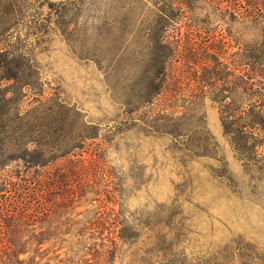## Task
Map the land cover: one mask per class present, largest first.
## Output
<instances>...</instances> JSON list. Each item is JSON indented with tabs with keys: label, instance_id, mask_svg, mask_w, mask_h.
Wrapping results in <instances>:
<instances>
[{
	"label": "rangeland",
	"instance_id": "374dc122",
	"mask_svg": "<svg viewBox=\"0 0 264 264\" xmlns=\"http://www.w3.org/2000/svg\"><path fill=\"white\" fill-rule=\"evenodd\" d=\"M176 1L0 0V34L11 25L8 35H0V182L24 173L20 160L6 161L8 151H22L16 140L20 118L26 114L34 121L38 106L62 101L82 114L81 120L66 117L67 130L90 124L86 131L98 133L96 142L102 140L103 157L120 183L113 202L104 201V211L112 208L129 222L149 218L157 227L166 225L165 247L177 245L164 255L153 244H140V254L149 251L148 264H158L159 258L162 264H264V161L258 164L263 172L256 170L253 156L240 161L213 101L218 95L214 88L231 86L244 105L264 104L259 71L250 79L243 74V68H250L246 63L253 61L246 56L264 41L263 10L257 13L244 0H197L189 11ZM162 7L168 15L172 11L167 21L161 19ZM160 35L181 46L182 57L171 67V84L183 91L173 102L187 103L186 95L205 89L197 101L213 137V155L205 148L190 154L171 129L157 133L129 120L123 103L132 98L130 91L151 86ZM5 48L17 57L14 63L9 60L13 56L1 53ZM225 66L234 69L230 77ZM13 72L18 77L10 78ZM242 87H250L247 95ZM161 108L158 100L131 117L146 118ZM220 171L226 178L218 176ZM126 250L122 247V264H129Z\"/></svg>",
	"mask_w": 264,
	"mask_h": 264
},
{
	"label": "trees",
	"instance_id": "16d2710c",
	"mask_svg": "<svg viewBox=\"0 0 264 264\" xmlns=\"http://www.w3.org/2000/svg\"><path fill=\"white\" fill-rule=\"evenodd\" d=\"M195 1L177 0L176 3L190 11ZM244 1L246 6L256 9L257 13L260 10L264 13V0ZM161 13L165 14L161 18L163 21L172 17V11L168 15L163 7ZM8 26L5 34L11 29V25ZM3 33L0 35L3 36ZM156 38L158 41L154 55L158 71L150 77L152 84L149 88L128 93L132 98L123 104L128 108L126 113L130 116L129 120L139 121L157 133L171 129L182 138L181 145L190 154L205 148L213 155V137L204 125L203 104L197 101L205 89L198 87L186 95L190 98L187 103L178 105L173 102L183 91L180 86L171 84L174 79L171 67L174 61L182 57L181 46L172 45L163 35ZM2 52H7L5 54L9 57L13 56L9 58L10 63L17 59L7 48L2 49ZM217 55L214 51L211 57L215 62ZM246 60L253 61L246 63L250 68H243L244 76L250 79L259 71L260 77L264 79V41L255 47L251 55L246 56ZM225 67L230 77L234 69ZM12 75L10 78L18 77L17 72ZM244 84L248 85L249 82ZM214 89L218 95H215L213 101L220 109L224 133L240 161L247 162L246 156H253L256 170L263 172V167L258 164L264 161V155L259 151L260 147H264V104L251 101L244 105L236 98L238 89L231 86ZM248 91L250 87H242L243 95H247ZM158 100L162 102V108L152 111L149 117H131ZM37 109L36 120L30 121L26 114L20 118L15 138L22 148L21 153L8 151L6 154V161L20 160L23 163L24 173H17L15 177L9 176L0 182V264H117V259L122 264V247L130 252L127 263L148 264L151 260L149 251H142L147 254L142 257L138 248L140 244H153L164 255L166 250L171 254V249L177 245L165 247L168 233L166 225L157 227L149 218H136L129 222L112 208L109 212L104 211V201L113 202L119 192L115 187L120 183L115 182V172L103 157L102 140L96 142L98 133L88 134L86 131L91 125L81 122V129L72 127L68 130L64 125L66 117L81 120V111L62 101L38 106ZM166 132L171 134V131ZM259 136L263 137L262 141ZM246 144L250 146L246 148ZM30 145L32 148H29ZM247 151H250V155H246ZM211 155L208 158H214ZM220 162L223 166V162ZM215 176L225 177L226 172L220 171ZM93 203H97L96 209L85 208L79 211V208ZM47 243L50 246L43 248ZM50 253L52 256L46 257ZM45 257L46 261L42 262ZM159 259L157 263L162 264L164 260ZM164 264L173 263L165 261Z\"/></svg>",
	"mask_w": 264,
	"mask_h": 264
}]
</instances>
